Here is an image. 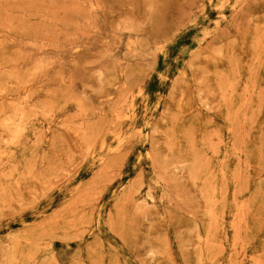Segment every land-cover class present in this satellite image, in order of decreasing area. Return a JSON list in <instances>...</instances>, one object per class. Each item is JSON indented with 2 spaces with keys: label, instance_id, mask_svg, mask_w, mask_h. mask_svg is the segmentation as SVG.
I'll return each mask as SVG.
<instances>
[{
  "label": "rangeland",
  "instance_id": "374dc122",
  "mask_svg": "<svg viewBox=\"0 0 264 264\" xmlns=\"http://www.w3.org/2000/svg\"><path fill=\"white\" fill-rule=\"evenodd\" d=\"M0 264H264V0H0Z\"/></svg>",
  "mask_w": 264,
  "mask_h": 264
}]
</instances>
